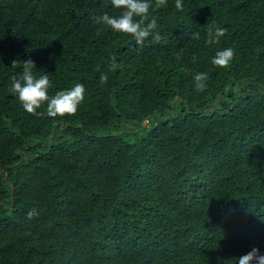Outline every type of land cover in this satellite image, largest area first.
Instances as JSON below:
<instances>
[{"label": "trees", "instance_id": "1", "mask_svg": "<svg viewBox=\"0 0 264 264\" xmlns=\"http://www.w3.org/2000/svg\"><path fill=\"white\" fill-rule=\"evenodd\" d=\"M152 3L160 39L138 45L97 34L111 0H0V264L264 256V0ZM210 22L227 29L219 44ZM226 47L229 66L213 65ZM29 59L50 96L84 84L75 115L22 108L9 89Z\"/></svg>", "mask_w": 264, "mask_h": 264}, {"label": "clouds", "instance_id": "2", "mask_svg": "<svg viewBox=\"0 0 264 264\" xmlns=\"http://www.w3.org/2000/svg\"><path fill=\"white\" fill-rule=\"evenodd\" d=\"M111 4L115 9L120 10L118 15L104 12L93 17V23L102 26L97 29V34L103 28H109L117 33H123L134 37L138 45H143L145 40L153 37L155 40L160 39L157 29L156 17H150V10L153 8L152 0H111ZM156 7L167 6V0H155ZM175 8L183 9V0H175ZM206 43L219 44L221 38L226 35L227 29L216 26L214 22H210L207 26ZM155 33V35H153ZM191 38L200 39V33H192ZM235 50L231 47L223 48L216 52L211 63L217 67H227L234 59ZM196 57H193V62ZM16 60L12 61V67L17 65ZM23 71L19 78L13 76L11 78V86L9 91L14 93L22 108L29 114L36 115L37 109L46 105V111L50 117H63L66 115H75L79 106L85 99V86L82 83H76L73 87L65 90L57 91L54 95H49V89L52 82L47 74L36 76L33 68L36 67L35 62L31 59L22 61ZM116 56L111 57L109 70H115ZM195 87L197 91H203L206 87L205 81L208 75L205 72L194 74ZM107 74H101V84L107 83ZM34 215H38L35 210L28 213V218L32 219ZM238 264H264V256L259 254V249L253 248L252 251L238 258Z\"/></svg>", "mask_w": 264, "mask_h": 264}, {"label": "water", "instance_id": "3", "mask_svg": "<svg viewBox=\"0 0 264 264\" xmlns=\"http://www.w3.org/2000/svg\"><path fill=\"white\" fill-rule=\"evenodd\" d=\"M146 125L149 126L150 124L148 122H146ZM51 137V136H50ZM51 139V138H50Z\"/></svg>", "mask_w": 264, "mask_h": 264}]
</instances>
